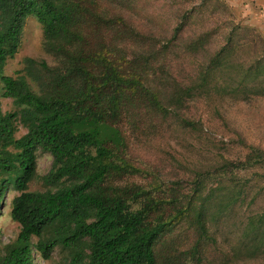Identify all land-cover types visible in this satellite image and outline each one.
Here are the masks:
<instances>
[{
  "label": "trees",
  "instance_id": "obj_1",
  "mask_svg": "<svg viewBox=\"0 0 264 264\" xmlns=\"http://www.w3.org/2000/svg\"><path fill=\"white\" fill-rule=\"evenodd\" d=\"M88 3L89 0H0V81L5 96L13 98L21 108L20 113L3 112L0 102V209L6 191L13 186L19 193L10 202L11 215L20 224L16 240L0 253V264H34L35 251L49 258L58 245L74 250L85 239L90 241L88 264H158L153 245L170 222L163 217L154 223L148 220L156 212L177 207L178 199L150 197L132 208L123 196L112 199L95 190L111 169L124 165L115 161L118 145L124 138L110 122L112 117L119 116L118 101L126 95L142 97L143 102L150 101L157 111L166 110L167 115L173 106V114L178 112L176 116L183 119L179 104L199 96H245V89L264 96V37L254 28L240 24L209 30L203 23L214 18L206 15L213 8V14L223 11L222 16L231 17L223 0H189L169 39L152 35L157 43L152 45L155 53L150 54L151 58L170 54L187 39L192 41L190 52L202 49L208 58L198 65L194 81L187 83L170 76L172 83L164 88L169 93V104L164 107L163 92L158 86L149 83L141 70L143 74L121 69L114 55L117 50L111 48V55L107 56L96 46V28H92L101 22L107 27L112 25L106 30L117 36L143 41H148L149 36L122 15L106 17L104 10L96 8L99 2L95 7L90 5L95 13L94 20L89 22L83 13ZM29 16H36L42 23L44 49L59 64L26 58L24 74L7 75L5 65L18 51ZM200 23L202 32L193 33L192 38L184 37ZM244 32L249 35L243 37ZM219 37L222 42L218 50L210 53L206 45ZM78 41L82 44L75 47ZM165 78L166 73L161 72V86H165ZM30 81L37 83L38 91ZM66 88L70 91L66 92ZM106 92L111 95V105H100ZM18 117L28 130L16 138ZM183 123L194 126L188 118ZM109 126L114 129L115 138L106 132ZM38 147L54 158L53 167L44 177L46 183L58 186L65 179L70 184L58 186L56 191L28 189L37 173ZM249 148L246 160H226L217 167V175L239 183L236 169L264 163V150L253 145ZM90 167L93 170L88 172ZM244 188L240 186L235 200L240 199ZM141 190H137L136 196Z\"/></svg>",
  "mask_w": 264,
  "mask_h": 264
},
{
  "label": "rangeland",
  "instance_id": "obj_2",
  "mask_svg": "<svg viewBox=\"0 0 264 264\" xmlns=\"http://www.w3.org/2000/svg\"><path fill=\"white\" fill-rule=\"evenodd\" d=\"M188 1L94 0L91 3L89 0L83 9L84 16L92 22L95 13L92 7L99 2L96 8L104 10L108 14L106 17L122 15L149 36L148 41L117 36L115 32L106 30L112 25L107 27L104 23L105 27L101 22L92 28H96L93 31L96 46L103 49L107 56L111 55V48L117 50L114 55L121 69L143 71L150 79L149 83L158 86L163 92V107L169 104V93L164 88L172 83L170 76L189 83L198 65L208 60L202 49L190 52L192 41L188 39L182 47L170 50V54L151 58L150 54L155 53L152 45L157 43L156 36L153 38L152 35L169 39L181 11L188 7ZM223 1L230 8L231 17L222 16L223 11L213 14V8L206 12L207 16H214L210 21L203 22L206 29L214 30L220 25L234 28V24H240L254 28L264 37V0ZM202 31L200 23L188 30L184 37L192 38L193 33ZM248 35L243 33V37ZM43 41L42 23L36 16H29L18 51L7 61L4 73L13 76L21 72L24 74L26 58L58 65L59 60L44 49ZM221 42V37L218 40L214 38L206 48L213 53ZM81 44L78 41L75 47ZM161 72L166 73L165 86L159 84ZM30 82L38 91L37 83ZM4 93L0 81L2 111L20 113V106ZM244 94L214 93L180 103L183 119L192 121L193 127L184 124L183 119L176 116L178 112L173 114L176 111L173 106L169 107L171 113L167 115L162 107L163 112L157 111L154 104L143 102L142 97L135 99L126 95L118 101L119 116L112 117L110 122L118 127L124 138L115 157L117 164L124 165L111 169L95 190L112 199L123 196L132 208L150 197L178 199L177 207L156 212L148 220L154 223L163 217L170 222L153 245L158 264H264V163L236 169L239 183L234 178L221 179L216 172L226 160H246L251 145L264 150V96L252 94L247 89ZM110 99L111 95L104 93L100 105H111ZM16 127V138L22 137L28 130L19 117ZM105 130L115 138L113 128L109 126ZM36 154L37 173L28 184L30 191H56L58 186L70 184L65 179L58 186L46 183L44 177L54 165L53 155L41 147L37 148ZM92 170L93 167H90L88 172ZM206 172L212 175L204 176ZM202 177L205 179L199 182ZM240 186L245 187L244 193L239 200H235ZM138 189L142 190L136 196ZM18 193L10 186L0 209V253L16 240L20 232V224L12 218L10 209V202ZM89 242L85 239L74 250L58 245L49 258L35 251L33 263L88 264Z\"/></svg>",
  "mask_w": 264,
  "mask_h": 264
}]
</instances>
